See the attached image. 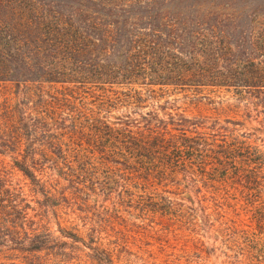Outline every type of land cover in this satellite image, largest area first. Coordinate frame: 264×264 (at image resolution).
Listing matches in <instances>:
<instances>
[{"label": "trees", "instance_id": "obj_1", "mask_svg": "<svg viewBox=\"0 0 264 264\" xmlns=\"http://www.w3.org/2000/svg\"><path fill=\"white\" fill-rule=\"evenodd\" d=\"M255 246L264 0H0V264Z\"/></svg>", "mask_w": 264, "mask_h": 264}, {"label": "rangeland", "instance_id": "obj_2", "mask_svg": "<svg viewBox=\"0 0 264 264\" xmlns=\"http://www.w3.org/2000/svg\"><path fill=\"white\" fill-rule=\"evenodd\" d=\"M237 111V109H235ZM252 126H254L252 124ZM109 205V204H108ZM92 209H95V213L97 215L99 210L101 209L100 207H96V203L91 204L90 206ZM64 224V223H63ZM121 222H119V225L117 226L118 228L120 226ZM65 225V224H64ZM188 245V244H186ZM145 249H148L147 247L142 248L139 250L136 247H131L129 251H131L134 254V257H139V259H143V261L137 259L136 261H139V263H144L145 264H264L263 258H261L262 254H264V246H255L251 250V253H253L251 256L255 255L256 258L252 259L250 257L249 260H244L239 262L236 258H226V256H221L219 257L214 255L212 252H208L207 254H202V253H197L194 254L195 252L193 249L189 250H184L182 248L175 249V250H170L168 253L167 252H162L156 249V247L150 248L153 249L152 255H149Z\"/></svg>", "mask_w": 264, "mask_h": 264}]
</instances>
